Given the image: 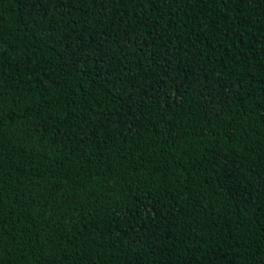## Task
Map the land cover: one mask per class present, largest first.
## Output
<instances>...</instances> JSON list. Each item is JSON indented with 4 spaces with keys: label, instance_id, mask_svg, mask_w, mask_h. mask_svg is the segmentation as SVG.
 <instances>
[{
    "label": "trees",
    "instance_id": "1",
    "mask_svg": "<svg viewBox=\"0 0 264 264\" xmlns=\"http://www.w3.org/2000/svg\"><path fill=\"white\" fill-rule=\"evenodd\" d=\"M0 264H264V0H0Z\"/></svg>",
    "mask_w": 264,
    "mask_h": 264
}]
</instances>
